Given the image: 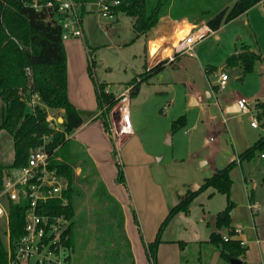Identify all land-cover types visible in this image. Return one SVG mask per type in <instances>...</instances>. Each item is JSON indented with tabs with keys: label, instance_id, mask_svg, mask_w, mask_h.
I'll list each match as a JSON object with an SVG mask.
<instances>
[{
	"label": "trees",
	"instance_id": "trees-1",
	"mask_svg": "<svg viewBox=\"0 0 264 264\" xmlns=\"http://www.w3.org/2000/svg\"><path fill=\"white\" fill-rule=\"evenodd\" d=\"M33 0H0V98L3 102L1 109L0 132L5 131L13 139L14 158L11 163L0 162V192L4 178L8 170L28 164L30 150L44 144V138L50 140L46 144V150L52 155L50 168H55L58 173L68 181L69 190L65 192L67 205L60 199H54L41 206L40 213L46 215L64 216L72 220L68 229L70 239L67 242L69 248L74 251L76 240V211L75 199L80 196L82 183L93 184V176H97L95 168L87 151L69 136L83 125L76 106L69 99L67 54L62 39V26L57 22L59 12L58 0H39L43 4L41 11L35 10L27 3ZM53 2V6H46L47 2ZM80 6L81 20L87 13V6L98 0H73ZM120 4L112 8V13L134 18L132 29L135 32L133 41L148 35L160 22L170 15L177 21L202 23L205 22L213 31H218L222 25L227 24L237 17L247 13L253 6L264 0H236L232 6L211 5L208 0H119ZM194 25V24H192ZM90 67L89 73L95 82L96 98L98 99V111L105 106L106 110L99 115L105 130L109 129L110 111L116 106L117 98L113 92H106L108 85L95 81L93 69L92 50L89 49ZM260 60V55L251 52L247 46L235 55L229 56L226 67H240L242 77L253 72L255 64ZM169 62H158L151 71L140 75L142 79H133L126 86H133L130 98H134L141 85L148 79L161 72ZM38 95L41 104L34 110L27 101L31 96ZM261 109L257 113L260 125L264 128V105L257 104ZM49 110H63L62 123H58V130L50 128L47 121ZM187 118L181 116L171 123V131L178 132L185 128ZM264 153V135L261 136L252 147L239 155L240 162L254 160L258 154ZM117 156V153L115 154ZM118 158V157H117ZM234 164H230L205 179L204 184L196 191H188L180 197V201L170 210L166 220L162 223L157 238L151 243H144L149 254L151 264H157V250L162 243V232L168 223L179 213L189 214L192 202L200 193L214 188L218 193L228 198V206L221 213L218 220V228L222 229L230 224L228 213L232 210L230 192L233 185L230 172ZM117 182L126 184L124 168L121 161L117 160ZM82 169V174L77 176V169ZM91 169V172L87 173ZM96 172V173H95ZM87 173V174H86ZM102 184V182L100 181ZM103 185V184H102ZM105 187V186H104ZM106 188V187H105ZM110 203L105 209L104 217L123 219L125 221L121 205L108 194ZM7 209V228L0 226V264H8V244L14 247L25 234V216L28 204L25 202L14 203L6 197L2 199ZM135 223L140 227L138 219L133 212ZM124 224V223H123ZM140 230V229H139ZM121 232V231H120ZM229 236L235 234L229 231ZM124 233V225H123ZM125 235V234H124ZM127 248L124 253L116 247L107 255L113 264H135L134 254L131 251L129 239L126 236ZM210 242L221 251V257L225 261L242 259L246 253V245L234 239L224 240L219 232H213ZM185 243L180 242L183 247Z\"/></svg>",
	"mask_w": 264,
	"mask_h": 264
},
{
	"label": "crops",
	"instance_id": "crops-1",
	"mask_svg": "<svg viewBox=\"0 0 264 264\" xmlns=\"http://www.w3.org/2000/svg\"><path fill=\"white\" fill-rule=\"evenodd\" d=\"M87 13H95L98 16L95 3L87 6ZM249 14L247 13L246 15L249 16ZM86 16L87 14L82 23L84 36H87V32L84 30ZM120 16L122 15H116L113 18H101L98 16V18L108 19L105 20L106 25L108 24V27L106 26L105 28L109 31L112 28V23H115L116 20L119 21ZM246 21L245 23L249 25V20ZM98 22L100 21L98 20ZM133 22L134 18L131 21V25H133ZM185 22L194 25L199 24L190 22L188 19L177 21L167 15L160 20L151 33L137 39L144 46L145 53L144 67L146 68L140 75L151 71L158 64V61H168L172 55V45L177 43L178 37H180V31L178 30L182 26H186L180 23L185 24ZM216 33L217 31H214L210 36ZM242 39L243 36L242 38L240 37L241 45L239 48L228 51V55L220 69L213 65L204 67L205 65L203 64V72L208 78V87L202 85L201 88H198L195 85L194 89H188L189 91L186 94V96H189L187 106L197 108L200 115L193 128H198L200 122L203 124L206 130L203 141L205 144H210L211 147L216 148L217 154L206 157V163L197 169L200 179H194V181H191L192 183L184 184L185 188L181 189V191H175L173 196H168L172 189V184L165 185L157 175L156 167L153 166L155 160L158 161L159 158H156L152 151L145 148L140 138L142 136L135 131V128L134 134L123 141L120 149H116L118 159L121 162H125L126 164H124L127 167L126 181L131 188V194L127 195L125 190H128V186L117 182L113 167L110 166L111 144L109 137L105 133L103 122L99 121L95 82L90 81L86 75L82 79L80 78L82 87L76 88L71 83V68L68 70L69 99L76 106L83 119V125L76 129L69 138L77 142L84 151H87L97 169L102 184L106 187L109 195L121 205L125 218L124 234L129 239L135 264H151L144 243H151L157 238L162 223L166 220L174 205L180 201V197L190 190L193 191V184L200 185L196 186L194 191L198 190L207 177L234 163L236 164L230 172L233 180L230 192L232 210L228 213L230 224L222 229L218 228L217 223L221 217L220 214L228 206V198L218 193L214 188L208 189L209 193L206 200L200 204V208H197L195 218L193 203L200 197V193L192 202L189 214L179 213L175 215L164 228L162 232L163 241L157 250V264H231L229 261L223 260L220 249L210 242V236L213 232H219L224 237L229 235L231 230L235 232L234 235H231L232 239L243 242L246 245V253L240 259L242 264H264V159L261 158V154H258L256 158L259 157V160H256V158L251 161L243 160L240 162L239 160V155L252 147L264 135V128L261 125L257 129L252 128L250 125L252 117L256 116L255 109L257 104L264 105V57L260 51L253 50L252 46ZM161 40H164V42L161 43ZM85 41L88 45L87 37ZM244 46H247L251 52L259 54L260 60L255 64L253 72L242 77L240 67L228 68L225 60L229 56L241 52ZM186 56L178 55L176 60L169 62L161 72L152 75L147 82L141 85L138 94L145 85L152 86L154 87L153 89L157 88L153 90L157 94L163 93L159 87L162 86L161 84H177L176 79L170 83H165L160 80H154V78L164 72L168 66H178L181 63L180 61H182L181 59ZM188 57L192 60L196 59V55H188ZM221 71H227L229 78L226 88L221 90L225 92L232 75L237 80L241 79V81H246L248 75L255 73H257L258 78L253 89L250 87L246 88V95L242 94L241 91L229 90L220 100L215 94L221 92L219 91L218 78ZM209 75L216 79L214 83L211 82ZM139 79H142V77L139 76ZM189 83L194 84L195 82L190 81ZM106 84L113 92L111 85ZM136 96L131 99L130 103L132 120L134 116L132 114V101ZM241 97H246L250 100L251 114L243 115L239 112L237 101ZM56 111L61 114L64 113L63 110ZM187 125L188 119L185 128ZM259 129L262 133L258 132ZM174 135L175 133L171 131L167 136V144H172ZM205 166L209 168L205 170ZM250 203L257 205V210H251L249 207ZM215 204H217L216 207ZM131 207H135L136 215L141 221L140 228L135 223ZM180 242L185 243L183 247L180 246ZM191 247L196 251H193L192 255H187V250Z\"/></svg>",
	"mask_w": 264,
	"mask_h": 264
},
{
	"label": "rangeland",
	"instance_id": "rangeland-1",
	"mask_svg": "<svg viewBox=\"0 0 264 264\" xmlns=\"http://www.w3.org/2000/svg\"><path fill=\"white\" fill-rule=\"evenodd\" d=\"M235 1L209 0L211 5L215 6H232ZM206 3H208V0H206ZM247 13H250L249 16L246 15ZM247 13L222 25L215 35L203 40L194 50L196 59L192 60L187 55L181 59L182 61L178 66L170 65L164 72L154 78V80L165 83H170L176 79L177 84H161L162 86L159 87L163 93L157 94L153 91L157 88L153 89L154 87L145 85L132 101L133 127L142 136L139 137L145 148L152 151L156 158H159L158 161L155 160L153 166L156 167L157 175L165 185L172 184L168 196H173L175 191L184 189V184H190L194 179H200L197 169L206 163V157L217 154L216 148L211 147L210 144H205L203 141V137L206 135L203 124L200 122L198 128H193L200 115L197 108L187 106L189 96H186V94L189 91L188 89H194L195 85L198 88H201L202 85L208 87V78L203 72L204 67L213 65L220 69L228 55V51L239 48L241 45L240 37L242 38V36L244 42L251 45L253 50L260 51L264 57V1L253 6ZM86 14L84 30L87 32V36L83 38L73 37L64 42L68 70L71 68L72 71L71 83L76 88H81L80 78L82 79L86 75L90 81H94L89 73L90 48L95 65L93 69L95 80L110 84L113 93L117 96L126 84L135 78L138 79L140 74L145 71L144 46L140 44V41H133L135 32L131 25L132 18L125 15L120 16L119 21L116 20L115 23H112V28L107 31L105 27H108V24L106 25L105 20L108 19H100L95 13ZM246 20H249V25L245 23ZM86 37L88 38V45L85 41ZM142 41L144 40L142 39ZM160 42L162 43L164 40ZM257 76V73L248 75L246 81H241V79L237 80L232 75L226 92H217L215 95L220 100L229 90L241 91L242 94L246 95V88H254ZM209 78H211L212 83L216 81L211 75H209ZM190 81L195 83H189ZM2 105L3 102L0 98V118ZM48 112L56 120L62 118V114L56 110H49ZM110 113L108 114L109 118H111ZM182 115L187 116V127L175 132L172 144H167V136L171 133V122ZM99 121L102 123V120L99 119ZM59 122L62 123L63 121L60 120ZM258 132L262 133L260 129ZM105 133L109 137L112 150V153L110 152V166L113 167L114 174L117 177L118 158L115 156L117 150L109 133L107 131ZM13 158V139L5 131H1L0 162L11 163ZM256 160H259V157ZM121 163L126 180V163L123 161ZM208 168V166L204 167L205 170ZM89 172H91V169L87 173ZM76 173L77 176H80L82 169H77ZM96 174L97 176H93L92 179L95 183L79 184L81 194L75 199L77 225L75 248L71 253L73 264H113L106 258L112 248L117 247L121 253H124L127 248L124 237L126 235L123 233V219L110 218V221L107 218L104 219L107 213L105 207L110 203L109 193L104 185L100 183L101 179L98 173ZM126 184L128 190H125V192L130 195L131 188L127 181ZM196 186L200 185L193 184V191ZM208 193V190L204 191L193 203L195 218L197 208L201 207L200 204L206 200ZM216 206L217 204H215ZM130 209L132 214L134 210L135 217L141 226L135 207ZM7 223L6 219H3L0 223L2 229L7 228ZM187 251V255H192L193 251L196 250L191 247ZM31 264H34V260L31 261Z\"/></svg>",
	"mask_w": 264,
	"mask_h": 264
},
{
	"label": "built area",
	"instance_id": "built-area-1",
	"mask_svg": "<svg viewBox=\"0 0 264 264\" xmlns=\"http://www.w3.org/2000/svg\"><path fill=\"white\" fill-rule=\"evenodd\" d=\"M58 2V14L60 16H58L57 22L62 26L63 41L65 42L73 37L83 38V20H81L79 14L80 6L73 0H58ZM119 4V0H98V2H95L98 16L113 18L112 8ZM26 5L32 6L37 11H41L44 6L39 0H33ZM46 6H53V2L48 1ZM180 24L186 26H182L178 30L180 31V37H178V42L172 45V55L169 57L168 62L175 61L178 55L194 56L195 48L214 33L205 22L195 25L187 22ZM218 78L219 91L224 90L229 80L228 74L221 71ZM132 88L133 86L123 87L119 95L116 96L117 104L110 113V126L107 133L114 141L116 149H120L123 141L134 134L132 115L130 114ZM106 92L109 93L111 90L106 88ZM27 101L32 110L38 104H41L38 95L31 96ZM237 104L241 114L249 115L252 113L251 102L248 98H239ZM106 108L105 106L98 111V116ZM260 111L261 109L256 107V116L252 117L250 123L252 128L257 129L260 126L257 117V113ZM47 118L50 128L58 130L59 120H56L50 114ZM49 140V137H45L42 146L30 150L27 165L8 170L4 178L3 189L0 192V223L3 219H6L7 222L8 217L7 209L2 202L3 198L6 197L14 203L25 202L29 205L25 216V234L14 247L10 246V242L8 244V264H31L32 260H34V264H73L72 250L67 245L70 239L68 229L72 224V220H67L64 216H51L40 213L41 206L54 199L62 200L65 205L69 204L65 197V192L69 190L68 181L58 173L57 169L50 168L52 155L46 150V144ZM261 158L264 159V153L261 154ZM256 206L254 203L249 205L253 211L257 208ZM232 238L229 235L223 237L225 241ZM241 245L244 246L245 243L241 242Z\"/></svg>",
	"mask_w": 264,
	"mask_h": 264
},
{
	"label": "water",
	"instance_id": "water-1",
	"mask_svg": "<svg viewBox=\"0 0 264 264\" xmlns=\"http://www.w3.org/2000/svg\"><path fill=\"white\" fill-rule=\"evenodd\" d=\"M62 121H63V119H62ZM230 263H231V264H242V262H241L240 259H232V260L230 261Z\"/></svg>",
	"mask_w": 264,
	"mask_h": 264
},
{
	"label": "bare ground",
	"instance_id": "bare-ground-1",
	"mask_svg": "<svg viewBox=\"0 0 264 264\" xmlns=\"http://www.w3.org/2000/svg\"><path fill=\"white\" fill-rule=\"evenodd\" d=\"M234 235V234H233Z\"/></svg>",
	"mask_w": 264,
	"mask_h": 264
}]
</instances>
